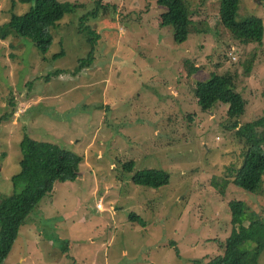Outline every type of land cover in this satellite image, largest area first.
Wrapping results in <instances>:
<instances>
[{
	"label": "rangeland",
	"instance_id": "obj_1",
	"mask_svg": "<svg viewBox=\"0 0 264 264\" xmlns=\"http://www.w3.org/2000/svg\"><path fill=\"white\" fill-rule=\"evenodd\" d=\"M58 1L80 7L53 30L47 54L0 39V200L20 174L27 134L84 161L77 181L43 198L5 264H207L232 234L230 202L264 223V183L255 194L231 184L245 142L228 129L230 106L202 111L194 97L197 83L228 74L247 102L241 124L264 117V40L234 39L219 21L223 0H190L209 30L183 43L161 26L157 0ZM30 7L0 0V25ZM251 16L264 22V0H241L238 19ZM85 25L98 35L92 44ZM145 170L167 173L168 184H134L131 172Z\"/></svg>",
	"mask_w": 264,
	"mask_h": 264
},
{
	"label": "trees",
	"instance_id": "obj_2",
	"mask_svg": "<svg viewBox=\"0 0 264 264\" xmlns=\"http://www.w3.org/2000/svg\"><path fill=\"white\" fill-rule=\"evenodd\" d=\"M203 1V0H202ZM206 1V0H204ZM22 5L31 6L24 14L13 13L8 22L0 25V39H28L42 54H47L54 37L53 30L67 14L77 12L80 6L58 0H20ZM241 0H223L219 21L233 34V38L245 46L256 44L263 46L264 22L261 18L251 16L238 19ZM166 12L161 15V26L172 28L173 40L186 42L192 33L209 30L205 21L195 20L190 11V0H157ZM88 31V41H96L98 35L90 25H85L79 32ZM65 55L64 50L54 57ZM92 53L88 58L78 61L77 71L91 63ZM255 59L247 61L245 68L250 74ZM233 76L213 73L210 79L196 84L194 97L197 106L207 111L217 105H228L230 132L245 142L244 161L240 169L233 175V183L249 193L260 192L264 183V117L241 124L239 119L246 112L247 102L240 95ZM232 122V123H231ZM22 161L20 174L15 175L12 182V193L3 195L0 200V264H5L15 242L18 241L21 229L25 226L40 202L53 193L59 183L77 181L83 156L69 151L57 144L35 140L26 135L21 143ZM132 163L127 165L129 169ZM132 182L136 185L159 188L169 182L165 172L145 170L131 172ZM230 186L224 183L222 194ZM232 210V234L224 246V253L207 264H259L264 253V223L252 220L248 216V206L243 201L230 202ZM245 220H251L245 226ZM249 244H255L250 247Z\"/></svg>",
	"mask_w": 264,
	"mask_h": 264
}]
</instances>
